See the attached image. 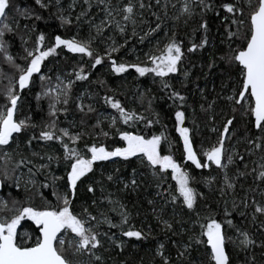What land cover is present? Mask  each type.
Segmentation results:
<instances>
[{
  "label": "trees",
  "instance_id": "16d2710c",
  "mask_svg": "<svg viewBox=\"0 0 264 264\" xmlns=\"http://www.w3.org/2000/svg\"><path fill=\"white\" fill-rule=\"evenodd\" d=\"M43 2L50 6L41 8L35 0H12L14 7L28 8L34 15L42 17L40 20L34 17L30 20L20 18V31L15 35L9 34V51L16 57L17 64L26 65L27 62L23 59L26 55L24 49H34L38 44L39 34L45 36L41 50H47L49 46L54 47L56 36L62 39L86 40L91 35L94 37L92 47L104 56V62L93 68L92 58L73 53L61 45L43 62L41 72L33 75L29 86L21 91L18 86L19 72L0 55V111L4 110L7 103L5 93L12 81L20 95L15 118H30L29 122L37 125L14 134V141L0 151V179L5 171L12 176L3 188L0 208L3 201H8L9 208H12L13 199L27 206L26 197L29 195L37 208H42L46 202L56 204L53 177L60 178L54 181L55 190L60 193L67 191L69 169L68 162L63 159L64 149L59 140L45 141L39 135L44 125L53 119L49 116V98L43 96L42 92L45 86L55 87L57 77H60L65 83H74L68 104L57 105V108L61 109L57 113V129H68L70 135L84 134L76 144L64 137L70 147L78 148L85 158H90L91 153L87 152V147L93 144L104 146L109 151L126 146V142L121 139L124 131L143 135L146 139L164 134L167 139L161 143V154H171L191 177L189 186L201 194L194 209H188L180 196L179 184L171 169L164 170L159 165L153 166L146 158L141 160L139 156L127 160L113 157L97 161L93 165V171L78 182L73 211L79 214L87 207L98 219H103L99 215L103 212L112 223L118 225L109 227L107 223H101L98 228L94 227L99 233H107V236L100 237L102 247L95 250L97 255L102 256V264H163L164 258L169 260V264H213L208 245L195 242V238L206 241L207 237H201L200 232L201 225L209 222V216L222 224L230 264H252L253 258L255 264H264V214L255 212L256 207L264 206V179L259 176L262 170L260 165L264 163L261 159L264 156V148L257 149L250 142L255 140L256 143H261L256 139L259 132L254 128L252 117L243 115L241 111L233 112L232 103L225 99L232 94L237 68L221 57L229 53V45L235 49L240 44L237 37L229 38V32H234L237 26L225 19L226 16L232 17V14L227 13L221 6L231 0H206L212 8L204 11L198 6L190 18L181 12L183 0H160L159 4L157 0H143V9L139 7L140 0H109L114 9L122 8L129 2L135 5L137 35H133V26L130 22L123 21L122 14L118 12L114 11L113 22L109 25V18L104 11L105 5L99 4L97 0H91L90 10L84 0H58V5L57 0ZM165 2L167 9L164 8ZM189 2L191 3V0ZM58 8L63 10L62 13ZM85 10L87 15L77 21L76 17ZM61 14L70 18L71 23H62ZM157 16L160 21H157ZM101 21L106 23L102 34L97 35L95 26L101 24ZM115 21L127 25L123 34L119 32ZM204 22H207L206 32L201 27ZM157 23L161 24V28L148 34L141 42L140 37L148 33L150 28H155ZM24 24H28L30 28L34 25V30L25 32ZM244 30L246 26L242 28V31ZM21 36L27 41L26 44L21 40ZM173 36L181 43L184 51L178 72L170 73L166 77H157L154 73L140 76L131 67L124 73L112 70L107 49L113 40L119 48V52L112 53V59L117 63H136L139 57L140 61L144 62L142 66L151 67L148 54H158L157 46L163 48ZM205 38L208 41L206 45L197 47L195 51H188L193 44L201 45ZM80 68L84 69L83 74L88 75L87 80L76 79ZM42 75L50 80L42 81ZM165 82L170 87L165 88ZM173 91L179 92L185 100L181 102L172 98L170 93ZM105 97L118 100L129 113L135 114V118L125 124L118 110L105 102ZM81 104L84 105L83 111ZM89 105L93 108L91 112L87 110ZM65 107L66 113L62 111ZM177 110L185 112L183 126L190 129L193 148L205 164L207 159L203 156V151L217 144L225 120L234 115L235 120L225 139V154L232 155L234 162L226 168H218L210 162L208 167L198 169L188 161L183 150L182 137L178 132V121L175 120ZM112 117L116 118L115 126L111 123ZM214 128L216 131L212 130ZM103 132H108V136H104ZM33 136L37 138L32 139ZM29 140L31 145L28 144ZM4 151L12 154V160L7 165ZM48 155L59 156L61 159L59 162L55 159L51 162L46 158L41 159ZM21 156L33 161L28 165L33 168V172H37V166L41 164L47 167L32 177L28 173V167H21L12 175L14 164ZM241 156L243 160L240 159ZM224 163L227 164V161ZM225 173L235 184L234 190L226 188ZM108 176L113 179L109 180ZM30 178L36 181V187L31 192H26L25 185ZM133 178L136 180L135 186L131 184ZM17 179L19 188L14 183ZM41 184L50 186L41 189ZM89 185L95 192L87 190ZM125 185L128 187L125 188ZM38 191L43 192L44 199L37 195ZM121 212L128 213V223L122 227ZM11 214L7 212V215ZM229 220L234 227L228 225ZM164 221L172 225L171 229L166 227ZM91 224L95 226L96 221ZM122 228L141 231L143 238L138 240L124 236ZM238 230L247 232L255 241L254 245L241 248L233 244L231 241L236 240ZM18 233L21 237L25 233L33 237L38 234L35 223L31 220L22 221ZM160 244L165 246L162 250L163 257L159 254ZM181 252L184 253L182 257L179 255ZM69 255L75 264H97L87 250L75 255L70 250Z\"/></svg>",
  "mask_w": 264,
  "mask_h": 264
},
{
  "label": "snow or ice",
  "instance_id": "6c2138e0",
  "mask_svg": "<svg viewBox=\"0 0 264 264\" xmlns=\"http://www.w3.org/2000/svg\"><path fill=\"white\" fill-rule=\"evenodd\" d=\"M99 4H104V11L109 18L107 23L111 25L114 11L122 14V20L130 22L133 26V35H137L135 32V26L137 20L134 18L135 5L131 2L127 3L124 7L114 9L109 0H97ZM35 3L40 5L41 8H48L50 5L43 2V0H35ZM84 3L91 8V0H84ZM160 3V0H157ZM58 5V0H57ZM202 7L204 11L212 8L211 4H208L206 0H183L181 12L186 14L189 18L195 14L196 7ZM222 8L227 13L232 14V17L226 16L225 19H229L231 24L236 25L234 32H229V38L235 36L239 39L240 44L233 49L229 45V53L226 56H222L221 59L225 60L228 64L234 65L237 68L236 79L233 82L232 94L225 97L233 105L232 111H241L243 115L254 117L252 121L254 128L258 130L259 136L256 137L261 143H256L255 140L250 142L255 148H264V0H231V2H225ZM71 7V5H70ZM139 7L143 9L145 7L143 0H140ZM175 7V5H173ZM164 8L167 9V2L164 4ZM58 10L62 13V9ZM247 12V15L245 13ZM15 13V15L13 14ZM165 11V15H166ZM87 15V10L82 11L76 20L79 21L82 16ZM155 15V13H153ZM40 20L39 15H34L33 11L28 8L14 7L12 0H0V55H2L5 61L16 71L19 72L18 86L19 90H23L29 86L34 74L41 72V66L43 62L52 55L57 48L61 45L65 46L69 51L73 53L84 54L92 58V67L95 68L104 62V56L101 55L96 49L92 47L94 37L91 35L85 39H62L60 36L55 37V46L47 47V50H41L44 46L45 36L39 34L37 46L29 50L25 48L26 55L23 59L27 62L26 65H20L16 63V57L10 54L9 48V34L15 35L20 29V18L25 20L30 19ZM179 17H177L178 19ZM60 19L64 24H70L71 19L60 15ZM157 21H160V17H156ZM91 24V21H89ZM105 21H101V24L96 25L97 35L102 34ZM116 27L119 32L123 34L127 25L122 24L120 21H115ZM246 26V30L242 31V28ZM201 27L207 31V22H204ZM161 28V24L157 23L155 28H150L149 32L140 37L141 42L146 36L152 32H156ZM25 32L34 30L28 24L23 25ZM21 40L26 44L27 41L21 36ZM208 43L205 38L201 45L193 44L188 51L192 52L197 47H202ZM119 52V48L116 46L115 41H112V45L107 49V57L111 62V68L116 73L127 72L128 69L134 68L140 76H145L148 73H154L157 77H166L170 73H176L179 71L178 65L184 56L181 43L178 42L175 37H171L169 42L163 47L157 46L158 54L149 53L148 60L151 63V67L142 66L144 62H141L137 57V62L128 64L125 62L117 63L115 59H112V53ZM84 69L80 68L79 73L76 74L77 80H87L88 75L83 74ZM187 76V73H185ZM42 81L50 80L49 77L40 76ZM57 83L55 87L51 85L45 86L42 95L49 98V116L52 117L49 122L44 125V128L40 132V138L45 141L59 140L62 148L64 149L63 159L68 162L67 172V191L60 193L54 188V181L60 179L53 177V195L56 196L57 203L52 204L46 202L42 208H37L32 203V196L26 197L27 206L21 205L18 200H12V208H9L8 201L2 202V211L4 214H0V264H75V261L70 258L69 252L72 250V254H82L86 250L89 251L90 256H93L97 264H102L103 258L96 254L97 249L102 247L100 237L107 236V233H99L94 230L98 228L101 223H107L109 227H117L118 225L112 223L105 213L101 212L99 215L103 219H98L97 216L92 215L88 208L85 207L82 213H75L73 211V200L77 196L78 182L82 177L93 171V165L97 161L109 160L113 157H122L125 160L130 157L139 156L141 160L144 158L153 165H159L162 169H171L175 173V179L179 184V193L183 197V202L187 205L188 209H194L199 193L189 186L191 177L185 172L179 163L173 158L171 154H161V143L166 140L167 137L164 134L159 136L153 135L150 139H146L143 135H134L131 132L124 131L121 134V139L126 142L124 147H116L114 150L109 151L104 146H97L93 144L91 147H87V152L91 153L90 158H85V155L76 147H70L69 143L64 140V137H68L72 144H76L81 138L83 133H77L70 135L68 129H57V113L61 109L57 108V105H67L69 102V95L71 93L74 81H68L65 83L60 77H57ZM165 88L170 87L166 82L163 85ZM7 103L4 105V110L0 111V151L9 146L14 141V134H19L22 131L30 128L37 127L35 124L29 122L30 118L17 120L15 114L17 111V104L20 100L15 84L10 81L9 87L6 89ZM172 98L178 99L183 102L185 97L179 92L173 91L170 93ZM39 100L40 97L38 96ZM105 102L110 103L113 109L118 110L123 117V121L127 124L130 120L135 118L134 113H129L118 100H109L105 97ZM238 106V107H237ZM81 111L84 110V105H80ZM89 112L93 111V108L89 105ZM66 113V107L62 109ZM144 119V117H140ZM175 120L181 125L178 128L180 136L183 138V150L186 153V158L191 161L196 168L208 167V164L202 163L201 158L198 157L197 152L193 148V143L190 138V129L184 127L185 112L177 110L175 113ZM235 116L226 119L220 138L217 144L210 149L203 151V156L207 161L215 164L218 168H226L228 164H232L233 156L226 155L225 139L229 135V129L233 125ZM111 123L115 126L116 118H111ZM216 131V129H212ZM234 134V132H233ZM104 136H108V132H103ZM33 136L32 139H36ZM31 145V140L28 141ZM169 147H171L169 143ZM33 155H37L33 153ZM3 156L5 164L7 165L12 160V154L4 151ZM47 159L49 162L54 159L59 162L61 157L48 155L41 157V159ZM243 160V156L240 157ZM264 160V156L261 157ZM227 161V164L224 161ZM33 163L32 160L23 156L14 164L12 169V175H15L17 169L21 167H28ZM47 165L41 164L37 166V172L43 170ZM261 171L259 176L264 179V163L260 165ZM255 171V169H253ZM37 172H33L32 167H28V173L30 177L35 176ZM245 173H240L244 175ZM12 176L7 171L3 173V178L0 179V190L6 187V181L11 180ZM109 180H112V176H108ZM215 178L213 177L212 180ZM211 182V181H209ZM17 188L20 187L19 180L14 181ZM224 183L227 189H235V184L229 180L227 173L224 176ZM133 186L136 185V180H131ZM29 185L31 187H29ZM48 184H41V189L49 187ZM36 187V181L29 179L25 185V191L31 192ZM128 185H125L127 188ZM89 192H95V189L88 186ZM103 191V189H101ZM224 194V189L221 190ZM37 195L44 199L42 191H38ZM175 199V198H174ZM111 202V201H110ZM118 203V202H117ZM95 204V201H93ZM17 205H21L17 207ZM247 206V205H245ZM123 207V205H121ZM7 212H11V215H7ZM255 212L264 214V206L256 207ZM121 227L128 223V213L121 212ZM31 220L34 221L36 226L37 235L30 236L27 233L21 237L18 233V229L21 227L22 221ZM92 221H96L95 226L91 224ZM207 221L201 225L200 236H206V241L195 238L196 243H205L210 246L211 262L213 264H230V258L225 249L226 237L223 232L222 224L217 222L211 216L207 217ZM166 227L171 229L172 225L167 221H164ZM230 227H234L232 221H228ZM74 234V235H71ZM122 234L127 237H135L136 239H142V233L138 230H123ZM238 247L245 248L254 245L255 241L250 238L247 232L238 230V236L236 240L231 241ZM122 250V245L120 246ZM161 257L164 256L163 249L164 244H160ZM264 247V245H262ZM181 257L183 252L179 254ZM163 264H169L167 258L163 259ZM252 264H255V258H253Z\"/></svg>",
  "mask_w": 264,
  "mask_h": 264
},
{
  "label": "water",
  "instance_id": "95a60500",
  "mask_svg": "<svg viewBox=\"0 0 264 264\" xmlns=\"http://www.w3.org/2000/svg\"><path fill=\"white\" fill-rule=\"evenodd\" d=\"M252 119H253V121H254V117H252ZM208 163H210L209 161H207V164ZM2 192H3V189L2 190H0V196H1V194H2ZM208 247H209V249H210V246L208 245ZM226 249V248H225Z\"/></svg>",
  "mask_w": 264,
  "mask_h": 264
},
{
  "label": "rangeland",
  "instance_id": "374dc122",
  "mask_svg": "<svg viewBox=\"0 0 264 264\" xmlns=\"http://www.w3.org/2000/svg\"><path fill=\"white\" fill-rule=\"evenodd\" d=\"M181 125L179 124V122H178V128L180 127ZM179 132V131H178ZM180 134V133H179ZM182 140H183V138H182Z\"/></svg>",
  "mask_w": 264,
  "mask_h": 264
}]
</instances>
